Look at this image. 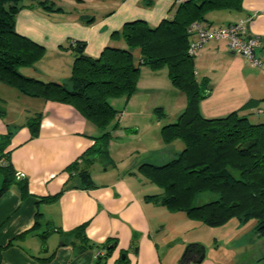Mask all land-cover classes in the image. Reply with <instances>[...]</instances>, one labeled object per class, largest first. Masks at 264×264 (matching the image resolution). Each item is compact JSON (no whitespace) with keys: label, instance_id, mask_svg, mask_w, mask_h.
Returning <instances> with one entry per match:
<instances>
[{"label":"crops","instance_id":"obj_1","mask_svg":"<svg viewBox=\"0 0 264 264\" xmlns=\"http://www.w3.org/2000/svg\"><path fill=\"white\" fill-rule=\"evenodd\" d=\"M42 1H27L31 6L17 16V32L46 47L44 57L22 71L59 83H68L71 76L75 53L69 46L74 41L85 42V53L96 58L107 46L127 47L122 38L112 36L125 23L144 20L156 27L163 19H173L179 7L175 0H47L60 8L51 11L39 4ZM242 6V11L210 12L204 23L221 26L250 16L248 32L262 38L256 54L264 59V0H244ZM194 62L197 80H206L209 86L200 103L204 117L221 118L234 111L250 117L259 109L264 114V74L245 56L229 50L224 41H213ZM2 96L0 107L5 113L0 115V136L6 137L4 151L10 153L16 177L2 191L6 177L0 169V264H164L162 254L168 264H176L183 249L170 252L166 236L158 234L167 230L166 225L154 230L153 203L145 199L149 194L134 170L143 163L165 162L168 158L162 153L178 154L182 142L166 145L158 135L160 141L151 149L142 148V156L125 172L113 161L101 163L96 173L90 169L92 182L86 185L77 171L68 168L82 162L81 156L102 131L70 104L25 95L17 100ZM110 103L119 113L113 145L122 150L140 137L139 131L155 129L156 121L160 133L165 125L176 122L187 97L172 84L167 68L142 66L136 93L112 98ZM156 108L164 110V123L156 117ZM37 114H41L40 125L33 134L27 122ZM131 131L138 136L128 135ZM122 151L135 157L131 150ZM83 225L86 241L71 233ZM108 242L110 253L106 252ZM79 244L87 246L80 249ZM201 264L219 263L205 258Z\"/></svg>","mask_w":264,"mask_h":264},{"label":"trees","instance_id":"obj_2","mask_svg":"<svg viewBox=\"0 0 264 264\" xmlns=\"http://www.w3.org/2000/svg\"><path fill=\"white\" fill-rule=\"evenodd\" d=\"M27 1L0 0V82L30 97L70 104L102 131L81 156L82 162L70 165L71 172L77 171L84 184H91L90 166L97 158L110 162L106 146L118 127L119 113L110 99L136 93L142 66L166 67L172 84L186 94L187 106L176 122L162 128V138L166 145L180 140L184 147L164 165L139 166V173L161 189L145 199L171 211H185L211 227L234 217L242 221L253 218L258 237H264V122L252 123L239 111L221 118L204 117L200 103L208 94V81L197 80L194 57L188 54L192 23H204L213 11H242L244 0H187L173 19H163L156 27L144 20L127 22L112 35L122 38L127 47L107 46L96 58L85 53V42L74 41L69 46L75 61L68 83L46 82L20 71L37 64L46 53L45 46L16 30L20 10L31 6ZM39 4L51 11L60 9L47 0ZM161 110L156 108V114L162 115ZM4 113L0 107V115ZM40 119L37 114L27 122L33 134L38 132ZM6 142L0 136V169L6 177L2 191L16 177L10 153L4 151ZM84 229L83 225L71 233L86 241ZM86 246L79 244L80 249Z\"/></svg>","mask_w":264,"mask_h":264},{"label":"rangeland","instance_id":"obj_3","mask_svg":"<svg viewBox=\"0 0 264 264\" xmlns=\"http://www.w3.org/2000/svg\"><path fill=\"white\" fill-rule=\"evenodd\" d=\"M135 57L136 61H138L139 56L136 54ZM22 69L24 68H21L20 71L23 72V74L27 73L26 70L22 71ZM0 90V94L3 95V98L6 97L4 95H11L14 100H17V98L24 96V94L20 93L15 88L2 82H0ZM11 92H16V95H13ZM16 103L17 105L19 104V107L21 108L22 101H16ZM161 111L163 112L162 115H155L163 121L162 123H164L166 121V114L164 113L163 109ZM249 116V120L252 123L264 122V114L256 113L255 115ZM155 123L157 124V126L154 125L155 129H151L150 131L146 130L143 133L139 131L137 134L140 135V137L131 141V143L128 145L126 143V145L123 146L124 148L122 147V150L125 149V151H133L135 157H131L130 155L125 156V152L118 149V147L114 148V146L117 145H113V137L109 140V143L106 146L110 154L109 158L110 161H113L112 164L115 163V165L118 167V170L125 172V167H131L135 158H140L142 156V152H140L142 148L145 147V150L146 148L151 149L150 147L152 144L154 145V143L156 144L158 141H160V138L157 139L158 135H160L161 140H163L162 133L158 131L160 122L156 121ZM127 134L130 136L137 135L132 131L131 133ZM136 151H139L140 154L139 152L136 153ZM162 154H165L168 159L165 162H160L158 160V162L153 164L164 165L175 159L179 153L171 154L164 152ZM93 157H95V155ZM117 161L119 162L117 163ZM106 162L107 160L99 161V158H97L94 166H91L90 169L96 173L98 169L102 168L103 163ZM134 171L135 174H139L140 179L143 180L141 184L146 190L147 194L152 195L161 192V189L158 185L145 178L139 173L138 170ZM152 203V208L154 209L153 211H155L153 217L156 218L153 220V223L155 224L154 230L158 231L161 227L166 225L167 230H160L158 234H160L162 237L166 236L167 241L169 242L167 247L170 249V252L178 250L179 248L183 249L181 254L179 256L177 255L178 258L176 259V264H178L179 260L185 253L186 248L192 242H199L206 247V262L219 264H264V237H258L256 231L257 221L255 219L251 218L242 221L239 218L234 217L224 224L211 227L200 220L191 218L185 211H171L163 204H155L154 202ZM163 247V242H161V245L159 246L161 253L163 252ZM161 257L162 262L164 264H168V257L166 258L164 254H162Z\"/></svg>","mask_w":264,"mask_h":264},{"label":"built area","instance_id":"obj_4","mask_svg":"<svg viewBox=\"0 0 264 264\" xmlns=\"http://www.w3.org/2000/svg\"><path fill=\"white\" fill-rule=\"evenodd\" d=\"M186 1L175 0V4L181 5ZM251 19L249 16L221 26H212L207 23L198 22L192 23L189 33L194 38L190 41L188 54L192 57H197L208 43L224 41L229 50L245 56L251 64L259 67L264 74V59L258 57L256 54L257 49L262 44V38L248 32V22ZM262 113L263 110L259 109L258 114ZM1 164L4 165L6 163L2 160Z\"/></svg>","mask_w":264,"mask_h":264},{"label":"water","instance_id":"obj_5","mask_svg":"<svg viewBox=\"0 0 264 264\" xmlns=\"http://www.w3.org/2000/svg\"><path fill=\"white\" fill-rule=\"evenodd\" d=\"M112 245L108 246L111 248ZM206 258V247L200 243H191L185 250V253L178 264H201Z\"/></svg>","mask_w":264,"mask_h":264}]
</instances>
